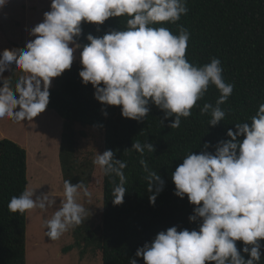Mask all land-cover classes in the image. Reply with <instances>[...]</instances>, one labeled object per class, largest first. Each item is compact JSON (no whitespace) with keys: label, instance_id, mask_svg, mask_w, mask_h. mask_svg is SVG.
<instances>
[{"label":"clouds","instance_id":"1","mask_svg":"<svg viewBox=\"0 0 264 264\" xmlns=\"http://www.w3.org/2000/svg\"><path fill=\"white\" fill-rule=\"evenodd\" d=\"M7 2L0 0V8ZM187 11L186 0H51L43 21L30 31L35 38L24 49L0 53V120L33 121L43 113L52 80L72 67L74 54L80 50L83 84L93 86L94 98L102 105L120 107L122 117L140 122L148 116L151 103L164 113L165 120L172 118L168 127L179 128L181 118L191 116L211 84L220 96L215 105L205 103L201 114L210 113L209 126H217L226 115L220 105L234 87L224 81L220 60L213 58L208 64L194 66L186 59L189 32L181 26L175 35L162 26L175 24ZM125 16L126 29L103 37L89 34L81 50L76 38L81 36L82 23L100 26L109 18ZM12 66L22 73L14 87L3 76ZM227 137L215 146L214 154L189 153L171 176L174 195L187 196L194 206L189 221H200L199 231H178L174 226L158 233L151 243L137 249L136 257L144 264L260 261V242L264 241V104L250 123H237ZM209 147L204 145V149ZM131 149L141 154L145 149L154 152L152 143L136 142ZM114 155L111 150L97 153L94 164L105 176L119 177L112 202L121 205L126 194L122 170L127 165ZM141 164L147 170L145 161ZM146 179L152 193L149 201L154 205L164 182L154 171ZM81 195L91 197L82 182L73 185L65 180L59 207L49 193L35 196V191L26 188L11 198L8 208L20 214L55 208L45 224L46 236L55 241L83 223L90 212L78 202ZM238 241L245 245L242 251L248 259L237 249ZM129 264H137V259H129Z\"/></svg>","mask_w":264,"mask_h":264},{"label":"trees","instance_id":"2","mask_svg":"<svg viewBox=\"0 0 264 264\" xmlns=\"http://www.w3.org/2000/svg\"><path fill=\"white\" fill-rule=\"evenodd\" d=\"M186 7L187 14L179 21L162 26L175 35L181 26L189 32L186 59L194 66L208 64L213 58L220 60L224 81L234 87L231 96L220 105L226 115L217 126H209L210 113L201 114L205 103L215 105L220 96L211 84L191 110V116L181 118L176 129L168 127L172 118L165 120L164 113L151 103L148 116L140 122L122 117L120 107L99 103L94 98L93 86L83 84L79 76L82 66L77 62L57 77L54 88L49 89L47 109L63 120L59 160L64 181L69 180L73 185L82 182L90 191L93 169L79 159L77 124L104 131V152L113 151L114 158L127 165L122 170L126 178L123 203L112 202L119 177L105 176L102 172L101 221L96 225L84 221L74 227L75 242L64 253L82 248L81 254L85 255L86 250L94 248L100 252L103 264H129L133 258L137 264H144L142 258L136 257L137 249L151 243L158 233L174 226L178 231H199L200 221H189L194 206L187 196L181 199L174 195L172 173L191 152L214 154L215 146L229 139L228 130L235 131L237 123H250L264 104V0H186ZM127 19L126 16L109 18L100 26L82 23V33L76 42L82 49L88 43L87 35L103 37L110 31L124 30ZM19 73L12 66L8 78L13 87ZM136 142L152 143L154 152L145 149L141 154L131 149ZM205 144L210 147L204 149ZM150 171L158 173L164 182L154 205L149 201L152 193L147 190ZM28 186L27 150L13 140H0V264H26L28 212H10L8 204ZM260 243L258 264H264V241ZM244 247L242 242H237V249L248 259L242 251Z\"/></svg>","mask_w":264,"mask_h":264},{"label":"rangeland","instance_id":"3","mask_svg":"<svg viewBox=\"0 0 264 264\" xmlns=\"http://www.w3.org/2000/svg\"><path fill=\"white\" fill-rule=\"evenodd\" d=\"M50 5L51 0H8L0 8V53L5 49L25 48L26 43L35 38L30 36L31 29L43 21L44 13L50 10ZM74 55V62L80 63V50ZM10 73H3L4 78H8ZM55 79L49 89L54 88ZM75 130L79 139V159L93 169L89 184L91 197L81 195L78 202L90 211L84 221L96 225L101 221L103 194L102 170L94 164V159L97 153H104L105 134L104 131L78 124ZM62 132L63 120L47 108L33 121L17 123L8 118L0 120V140H13L28 152V189L35 191V196L49 193L56 199V207L63 200L64 178L59 160ZM54 210L51 208L43 212L37 209L28 212L26 264H103L100 252L94 248L86 250L85 255L81 254L82 248L64 253V249L75 242L74 228L55 241L46 236L45 224Z\"/></svg>","mask_w":264,"mask_h":264},{"label":"crops","instance_id":"4","mask_svg":"<svg viewBox=\"0 0 264 264\" xmlns=\"http://www.w3.org/2000/svg\"><path fill=\"white\" fill-rule=\"evenodd\" d=\"M20 145V144H19ZM55 145V144H54ZM57 160H58V157H57Z\"/></svg>","mask_w":264,"mask_h":264}]
</instances>
